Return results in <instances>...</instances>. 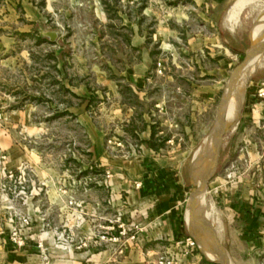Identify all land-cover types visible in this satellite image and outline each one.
Instances as JSON below:
<instances>
[{
	"label": "rangeland",
	"instance_id": "rangeland-1",
	"mask_svg": "<svg viewBox=\"0 0 264 264\" xmlns=\"http://www.w3.org/2000/svg\"><path fill=\"white\" fill-rule=\"evenodd\" d=\"M31 1L41 5V0ZM91 1L92 12L88 4L44 15L34 39L18 41V50L29 48L30 63L21 56L19 72L4 71L6 84L0 91L16 98L0 104V111L22 109L34 100L39 111L63 110L67 95L59 82L66 78L70 86L83 82L91 90L85 99L87 113L103 130L107 144L131 141L132 122L141 127L144 121L154 122L155 139L169 138L170 148L182 156L184 219L197 250L211 264H224L212 253L216 242L235 264H264V231L255 233L259 225L251 228L232 193L246 188L254 197L253 208L264 205V128L251 120L240 129L255 79L264 77V54L240 73L245 76L253 68L243 83L240 108L234 101L229 104V129L235 128L223 133L214 173L200 191L212 158L209 152L195 157L215 126L227 81L245 60L243 45L248 48L264 39V0H101L111 18L108 23L95 17L97 1ZM236 1L244 6L236 19L227 20L228 8ZM129 68L139 70L132 72L143 81L133 85L135 90L126 81ZM74 97L71 92L70 104L78 102ZM115 107L118 115L111 111ZM62 114L38 120L41 145H55L58 153L67 143L85 139L74 118ZM194 189L199 191L195 202Z\"/></svg>",
	"mask_w": 264,
	"mask_h": 264
},
{
	"label": "crops",
	"instance_id": "crops-1",
	"mask_svg": "<svg viewBox=\"0 0 264 264\" xmlns=\"http://www.w3.org/2000/svg\"><path fill=\"white\" fill-rule=\"evenodd\" d=\"M96 1L95 17L108 23L111 18L105 2ZM86 5L92 12L91 0H41V5L31 0H0V89L4 90L6 84L2 77L5 70L19 72L21 56L29 65V48L18 50L16 44L21 38L34 39V30L41 27L44 15ZM127 70L126 81H131V87L143 83L132 72L137 69ZM261 81L263 76L256 77L246 99L240 129L251 120L264 128V100L254 98ZM59 84L68 96L63 110L39 111L34 100L22 109L0 111V183L7 171L25 179V192L17 199L0 189V264H151L164 251L173 250L178 241L192 237L184 219L187 190L181 173L182 156L170 148L171 140L155 139L154 122L142 121L143 127L130 124L128 143L116 139L107 144L110 142L104 140L103 130L87 113L85 99L91 90L83 82L70 86L66 78ZM71 92L78 102H68ZM0 93V104L16 98L6 91ZM111 111L119 114L116 107ZM59 112L74 118L85 139L67 143L58 153L55 145H41L38 120ZM93 167L99 168L91 172ZM232 193L239 213L249 225H259L261 232L256 229L255 233H262L264 220L260 214L264 215V205L253 208L254 197L246 188ZM118 210L124 211L125 220L145 226L137 239L123 238L114 244L94 240V232ZM16 212L32 216V234L21 249L14 248L9 239V218ZM247 233L253 234L250 229ZM179 264L211 263L196 248Z\"/></svg>",
	"mask_w": 264,
	"mask_h": 264
},
{
	"label": "built area",
	"instance_id": "built-area-1",
	"mask_svg": "<svg viewBox=\"0 0 264 264\" xmlns=\"http://www.w3.org/2000/svg\"><path fill=\"white\" fill-rule=\"evenodd\" d=\"M255 100H264V81H261L254 92ZM121 142H118L120 145ZM106 175L108 173L106 172ZM0 183L2 191L10 192L14 199L20 194H24L25 179L21 175L15 176L14 173L7 171L2 176ZM69 204H74L72 201ZM124 211L118 210L112 218L108 219V223L100 227L94 232V240L108 242L111 244L118 243L121 239L136 240L139 234L144 230L145 226L134 222L133 220H125L123 218ZM9 239L16 249L25 246L27 240L31 237L32 216L29 213L16 212L13 217L9 218ZM38 247L43 249L42 242H38ZM197 248V242L192 237H186L177 242L173 250H167L158 255L151 264H179L181 259L187 256L191 250ZM47 254L43 256L44 263L47 261Z\"/></svg>",
	"mask_w": 264,
	"mask_h": 264
},
{
	"label": "bare ground",
	"instance_id": "bare-ground-1",
	"mask_svg": "<svg viewBox=\"0 0 264 264\" xmlns=\"http://www.w3.org/2000/svg\"><path fill=\"white\" fill-rule=\"evenodd\" d=\"M243 1H246V0H243ZM243 6H244V3H240L239 1L232 3L231 6L229 7V11H228L229 14L227 13V20L229 19V17H231L232 19L233 18L236 19L238 16L237 13ZM245 53H246L245 60L242 62L241 65H239L236 69L233 70L231 74V78L226 83L227 86H226L225 92L220 101L221 104H220L219 112L216 117L217 120H216L215 126L212 132L207 136L208 138L206 139L202 147L195 153V157L198 158V160L201 156H206L205 154H207V152H209V155L212 158L210 166L207 167L205 174L202 176V179L199 182V185H200L198 187L199 191H200V188L203 186V184L214 173L213 171H214L215 163L217 160V150H218V147L220 146L223 133L227 132L228 130H233V128H235L234 126L232 129H229L230 127L229 124H230L231 119H230V116L228 115L226 116V114L229 109V104L230 102L232 103V101H234L235 106H237L238 109L240 108L243 102L242 101L243 99L242 94H243V89H244L243 83L245 82L246 78L249 77V75L253 73V68H251L252 70L249 71V73H247L245 76L240 75V73L248 69V67H250L249 65L252 64L254 59L256 58L258 59V57L260 56L262 57V55L264 54V39H257L256 43L246 48ZM238 77L240 78V80L236 81ZM198 190L194 189L193 191L192 200L194 202L199 192ZM215 244H216L217 249L216 251L215 250L212 251V253H215V257L217 258L220 257L221 259H223L224 264H235L233 262V259L229 257V255L226 253L223 247H220V245H218L216 242ZM210 256L213 257L211 254Z\"/></svg>",
	"mask_w": 264,
	"mask_h": 264
},
{
	"label": "water",
	"instance_id": "water-1",
	"mask_svg": "<svg viewBox=\"0 0 264 264\" xmlns=\"http://www.w3.org/2000/svg\"><path fill=\"white\" fill-rule=\"evenodd\" d=\"M49 34H50L49 36H50L51 38H53V33H49ZM243 46H244V49L246 50V46H245V45H243Z\"/></svg>",
	"mask_w": 264,
	"mask_h": 264
},
{
	"label": "trees",
	"instance_id": "trees-1",
	"mask_svg": "<svg viewBox=\"0 0 264 264\" xmlns=\"http://www.w3.org/2000/svg\"><path fill=\"white\" fill-rule=\"evenodd\" d=\"M152 135H153V134H152ZM152 135H151V136H152ZM148 144L153 145L151 142H148Z\"/></svg>",
	"mask_w": 264,
	"mask_h": 264
}]
</instances>
